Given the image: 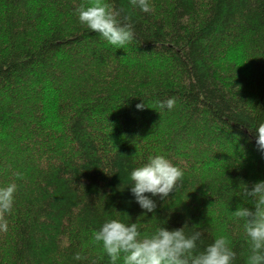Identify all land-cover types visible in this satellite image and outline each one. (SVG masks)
Listing matches in <instances>:
<instances>
[{"label": "trees", "instance_id": "obj_1", "mask_svg": "<svg viewBox=\"0 0 264 264\" xmlns=\"http://www.w3.org/2000/svg\"><path fill=\"white\" fill-rule=\"evenodd\" d=\"M104 2L131 16L122 48L80 22L91 0H0V187L17 185L0 264H112L94 240L112 219L142 234L187 224L201 251L226 236L247 264L232 213L255 211L244 191L264 182V0ZM155 156L184 177L166 200L146 194V212L130 173Z\"/></svg>", "mask_w": 264, "mask_h": 264}, {"label": "clouds", "instance_id": "obj_2", "mask_svg": "<svg viewBox=\"0 0 264 264\" xmlns=\"http://www.w3.org/2000/svg\"><path fill=\"white\" fill-rule=\"evenodd\" d=\"M130 3L144 13L153 10L149 0H130ZM77 12L82 24L101 34L113 46L122 48L135 38L131 16L119 19L120 12L112 10L104 0H91L90 6L85 8L82 5ZM175 103L174 97L169 98L162 101L160 107L172 109ZM144 107V104L137 105L138 109ZM257 132L258 148L264 151V123L259 124ZM183 177L184 171L164 156L149 157L148 163L130 173V180L134 182L131 191L142 209L154 212L157 204L146 194L166 200L170 193L177 192ZM16 191L15 183L0 187V231L8 230L6 214L12 211ZM244 196L252 198L255 211L239 207L232 215L244 221L243 227L251 250L247 264H264V182L255 183L251 190L246 187ZM186 227L187 224L172 231L159 227L151 234H142L137 222L126 224L112 219L94 232V240L103 243L112 264H116L121 254L124 256V264H234L237 253L230 246L228 237L216 238L214 243L201 251L204 233L197 230L188 234L185 232ZM83 258L80 253L74 257L76 260Z\"/></svg>", "mask_w": 264, "mask_h": 264}, {"label": "rangeland", "instance_id": "obj_3", "mask_svg": "<svg viewBox=\"0 0 264 264\" xmlns=\"http://www.w3.org/2000/svg\"><path fill=\"white\" fill-rule=\"evenodd\" d=\"M240 52V53H239ZM242 57V51L240 50V49H238V50H235L234 51V54H233V56L231 57V59L233 60V61H236V62H238L239 60H240V58ZM246 71V70H245Z\"/></svg>", "mask_w": 264, "mask_h": 264}]
</instances>
